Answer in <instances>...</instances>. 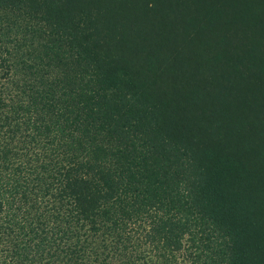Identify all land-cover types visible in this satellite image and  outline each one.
<instances>
[{
    "label": "trees",
    "instance_id": "trees-1",
    "mask_svg": "<svg viewBox=\"0 0 264 264\" xmlns=\"http://www.w3.org/2000/svg\"><path fill=\"white\" fill-rule=\"evenodd\" d=\"M177 24L219 49L189 99L149 67L191 80ZM254 31L264 0H0V264H264Z\"/></svg>",
    "mask_w": 264,
    "mask_h": 264
},
{
    "label": "rangeland",
    "instance_id": "rangeland-1",
    "mask_svg": "<svg viewBox=\"0 0 264 264\" xmlns=\"http://www.w3.org/2000/svg\"><path fill=\"white\" fill-rule=\"evenodd\" d=\"M176 26H177V29L175 33V39H176L175 42H178V44L180 43L177 46V50L185 54L184 59H181L179 57L178 60H180V64L185 66V69L191 70L190 67H195L197 69L196 72L192 70L190 71L192 75L191 80H188L187 83L184 84L183 86H179L180 82L177 81L176 79H180L182 75L174 71L173 64L175 63L176 56L175 54L172 55L168 53L169 48H167L165 44H162L160 47L159 39H156L154 41L158 43V45L153 46L152 50L148 52L149 55L152 56L151 62L149 63V67H151L150 68L151 71L162 73L163 77L172 78V79H169L170 84H168L167 86H166V83H167L166 80L163 81V85L166 91L169 90V92H173L174 88H178L180 95L189 99L190 97L193 96L194 93H197V94L201 93L202 88L199 87V84L201 85V81L203 80L209 81L211 79L210 75L208 74L210 70L215 69V68L217 70V67L212 59H215L213 55H215L219 51V49L216 48L217 44H214V43L212 44V42L211 44H208L210 42V39H212L211 35H208L207 37L200 36L199 38L194 39V36L192 34L193 30H191V28H188V27H187L188 30H190L188 31V33L192 34L190 37L191 43L190 42L187 43L186 41L185 45H183L182 44L183 37H184L182 36L183 30L179 24H177ZM253 37L256 43L264 44L263 36L259 31L257 32L254 31ZM228 39H229V44L232 43L235 46L236 45H239V46L246 45L247 46L248 43H251L253 41L252 32H246L244 34L239 33L237 35H234L231 33V35H228ZM243 40H245V42H243ZM205 50L208 51L206 52L207 54L206 56H205ZM259 53L261 54V57H262L261 59H263V62H264V52L261 51ZM187 58L189 59L188 63H187ZM256 68L264 69V63H258V66ZM181 69L182 71L186 72L185 69L183 68ZM243 70L246 72L247 69L244 68ZM243 70H240V72L239 71L237 72H239L242 76H244V79H246V75L248 76V73H243ZM260 73L264 74V70H262ZM173 83H174V86H173ZM244 87H243L244 89H252L253 90L252 92H254V94L258 96V93L256 91L257 88L255 86L249 87L245 84ZM259 99L262 103H264V90L261 92V98ZM239 125L241 124H237L235 127H238ZM245 129L249 130V127L245 126ZM15 146H16L15 142L12 143V148ZM17 146L18 148L21 147L20 144H17ZM22 159L23 158L21 157L20 160Z\"/></svg>",
    "mask_w": 264,
    "mask_h": 264
}]
</instances>
